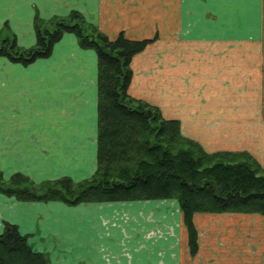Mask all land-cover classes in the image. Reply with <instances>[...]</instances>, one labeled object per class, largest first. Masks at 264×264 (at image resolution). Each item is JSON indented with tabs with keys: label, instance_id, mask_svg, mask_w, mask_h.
<instances>
[{
	"label": "crops",
	"instance_id": "0c3cea01",
	"mask_svg": "<svg viewBox=\"0 0 264 264\" xmlns=\"http://www.w3.org/2000/svg\"><path fill=\"white\" fill-rule=\"evenodd\" d=\"M80 11L110 38L157 36L132 60L129 93L181 122L206 151H247L264 167V0H0V37L37 43L35 19ZM244 50L250 51L244 53ZM98 56L66 33L29 65L0 56V170L35 182L95 174ZM174 198L22 201L0 193V234L16 224L58 264H264V215L194 214Z\"/></svg>",
	"mask_w": 264,
	"mask_h": 264
},
{
	"label": "trees",
	"instance_id": "16d2710c",
	"mask_svg": "<svg viewBox=\"0 0 264 264\" xmlns=\"http://www.w3.org/2000/svg\"><path fill=\"white\" fill-rule=\"evenodd\" d=\"M37 43L19 46L15 34L0 37V56L29 65L51 56L64 34L98 56V168L86 180L65 177L35 184L23 174L9 181L0 172V192L22 201L58 200L69 205L174 198L189 230L191 253L199 249L195 213L264 215V167L249 152H208L185 136L178 119L129 93L134 56L158 38H110L77 10L65 17L35 19ZM0 264H58L35 251L18 225L0 234Z\"/></svg>",
	"mask_w": 264,
	"mask_h": 264
},
{
	"label": "rangeland",
	"instance_id": "374dc122",
	"mask_svg": "<svg viewBox=\"0 0 264 264\" xmlns=\"http://www.w3.org/2000/svg\"><path fill=\"white\" fill-rule=\"evenodd\" d=\"M101 30V29H100ZM125 34V33H124ZM151 38H153V37H151ZM244 53H249L250 54V51H248V50H244ZM185 135V134H184ZM186 136V135H185ZM188 137V136H187ZM97 139H98V136H97ZM98 141V140H97ZM233 152H235V151H233ZM237 152H239V151H237ZM97 168H98V162H97ZM97 168H96V170H97ZM0 172H2L1 170H0ZM96 172V171H95ZM16 174H23V173H21V172H17V173H15V174H13L11 177H5L4 175H3V172H2V175L4 176V179L6 180V181H9L14 175H16ZM23 175H25V174H23ZM26 177H28L31 181H33L35 184H41V183H43V182H35L33 179H31L29 176H27V175H25ZM62 178H65V177H61V178H58V179H55V180H59V179H62ZM69 178V177H68ZM91 178V177H90ZM55 180H49V181H55ZM73 180V179H72ZM74 181V180H73ZM46 182V181H45ZM1 193V192H0ZM4 194V193H3ZM6 195V194H5ZM8 196V195H7ZM52 201H56V200H52ZM103 203V202H102ZM190 252H191V248H190ZM197 254V253H196ZM196 254H192L191 253V255L192 256H195Z\"/></svg>",
	"mask_w": 264,
	"mask_h": 264
}]
</instances>
